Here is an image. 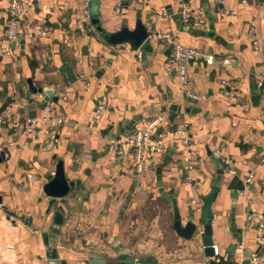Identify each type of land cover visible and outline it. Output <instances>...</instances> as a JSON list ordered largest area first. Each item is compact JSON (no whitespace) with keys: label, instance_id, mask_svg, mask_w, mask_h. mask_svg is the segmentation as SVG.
Instances as JSON below:
<instances>
[{"label":"crops","instance_id":"0c3cea01","mask_svg":"<svg viewBox=\"0 0 264 264\" xmlns=\"http://www.w3.org/2000/svg\"><path fill=\"white\" fill-rule=\"evenodd\" d=\"M25 1L22 22L48 33L7 41L8 0H0V52H10L0 56V264H46L51 245L61 264H203L210 258L199 236H177L166 198L175 196L182 224L192 217L201 232V199L216 182L211 240L219 264H250L248 252L264 259V0H207V8L202 0H137L133 7L129 0ZM83 1L98 21L88 33L74 18ZM184 5L202 13L205 28L182 20ZM137 19L148 26L151 52L109 45L97 30L132 29ZM174 42L214 58L189 63L188 88L202 100L187 98L176 68L167 66ZM28 81L42 91L30 92ZM223 81L238 96L226 95ZM102 98L107 106L95 118ZM51 112L65 122L57 147L46 151L42 128L28 133L26 124ZM155 116V134L165 133L168 143L145 152L136 173L115 144ZM175 130L187 144L173 140ZM58 161L78 186L49 207L43 186ZM57 208L63 222L55 236Z\"/></svg>","mask_w":264,"mask_h":264},{"label":"built area","instance_id":"2783aa9c","mask_svg":"<svg viewBox=\"0 0 264 264\" xmlns=\"http://www.w3.org/2000/svg\"><path fill=\"white\" fill-rule=\"evenodd\" d=\"M137 0H129V7H133ZM217 2V0H212ZM27 11V3L25 0H8L7 10H6V25H5V37L9 42H16L22 38L27 32H38L41 35H46L48 33V28L36 22H22V18ZM121 11V6L117 5L115 12L119 13ZM182 20L184 22H192L200 28L206 27V20L202 16L200 11L194 12L188 5H184L181 12ZM75 22L81 33H88L91 30L92 15L89 11V5L87 1H83L81 6L75 10L74 14ZM138 55L141 54L140 49L137 50ZM0 56L9 57L10 52L8 50H1ZM205 59L207 64H211L214 58L203 52L199 48H193L184 46L178 42H174L172 54L167 60V66H174L177 71V79L181 87L185 90L184 94L187 98L199 101L203 97L196 92L190 90L188 85L190 83L189 78V63L195 59ZM224 64L229 65L228 60H225ZM223 84L228 87L225 90L226 95H237L235 89L227 81H223ZM107 98H102L98 103L93 112L95 118L100 117L107 106ZM65 122V118L56 112H51L44 118L41 119H28L26 124V130L28 133H33L36 128H42L45 135V140L43 142V149L46 151H52L57 147L58 137L57 131L60 126ZM161 123V117L155 116L148 119L144 124L138 128H135L132 134L122 143H116L118 155H129L132 166L136 173L141 172L142 157L145 152L156 153L162 150L168 143L167 135L165 133L155 134L158 126ZM173 140L179 141L183 144L188 143V138L183 136L181 130H175L173 133ZM170 176V175H169ZM31 177V176H29ZM252 175L247 177V183L251 181ZM195 207L199 208L198 203H194ZM8 219L12 223H22V219L16 215L8 214ZM260 239V238H259ZM209 260H213L219 264L218 251L214 248V254ZM250 264H264V259L258 253H253L250 255ZM47 264V263H46ZM203 264H210V261H205Z\"/></svg>","mask_w":264,"mask_h":264},{"label":"water","instance_id":"95a60500","mask_svg":"<svg viewBox=\"0 0 264 264\" xmlns=\"http://www.w3.org/2000/svg\"><path fill=\"white\" fill-rule=\"evenodd\" d=\"M207 8V0H202L201 2ZM93 23L97 24L98 21L95 17H92ZM99 35L104 39V41L112 46L118 45H126L130 49L137 51L142 49L144 52H151L152 46L150 43L151 35L148 31V26L143 24L141 20L137 19L135 25L132 29L127 26H122L118 31L113 33H107L103 29L98 27ZM29 85V90L32 93L41 92L37 88H33L30 81L27 82ZM3 154H0V162L2 161ZM75 186H78V182L68 180L65 175V170L62 161H58L55 167V171L53 174L46 175V183L43 186L44 194L49 198V207L57 206V200H61L65 198L71 190L75 189ZM214 188L201 199V208H200V216L199 219L202 220L204 223L201 228V232L198 226L193 223L192 217L189 218L187 223L184 225L181 222V216L178 210L177 199L175 196L167 197V202H171L172 204V211H173V226L172 229L177 234V236L185 239L190 240L193 237L199 236V243L203 249V254L205 257L210 258L214 254V247L211 240V220L213 219L212 214V204L215 200L217 195V187L218 183L214 184ZM242 189V188H241ZM238 192V190H237ZM235 192L232 196L233 200H236L238 194ZM63 222V214L59 208L54 212L53 217V226L49 229V233L52 235L59 234V227ZM48 233H43V237L45 238L44 244L45 246L49 247V240H47ZM54 236V237H55ZM52 249L50 252L47 253V264H61L59 260H57L58 255L55 249V245H51ZM251 253L248 252L247 256L250 257ZM210 264H217L213 260H209ZM63 264H65L63 262ZM89 264H154L149 262H138L132 261L128 258L126 259H118L117 261L111 263L105 260L101 261H91Z\"/></svg>","mask_w":264,"mask_h":264}]
</instances>
